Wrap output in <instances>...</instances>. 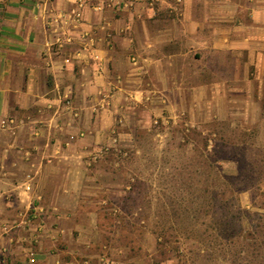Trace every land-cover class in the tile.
Here are the masks:
<instances>
[{"label":"crops","instance_id":"1","mask_svg":"<svg viewBox=\"0 0 264 264\" xmlns=\"http://www.w3.org/2000/svg\"><path fill=\"white\" fill-rule=\"evenodd\" d=\"M78 1L0 0V264H108L83 191L106 148L264 101V0Z\"/></svg>","mask_w":264,"mask_h":264},{"label":"rangeland","instance_id":"2","mask_svg":"<svg viewBox=\"0 0 264 264\" xmlns=\"http://www.w3.org/2000/svg\"><path fill=\"white\" fill-rule=\"evenodd\" d=\"M235 104L206 123L179 109L96 160L83 191L104 201L106 263L264 264V101Z\"/></svg>","mask_w":264,"mask_h":264},{"label":"built area","instance_id":"3","mask_svg":"<svg viewBox=\"0 0 264 264\" xmlns=\"http://www.w3.org/2000/svg\"><path fill=\"white\" fill-rule=\"evenodd\" d=\"M120 1L121 0H79L78 2L80 6H89L96 11H104L108 7L118 9L122 4ZM76 16L80 17L81 14L78 12ZM60 44L61 42H58V45L61 48ZM30 189L31 188L29 187L28 190Z\"/></svg>","mask_w":264,"mask_h":264},{"label":"trees","instance_id":"4","mask_svg":"<svg viewBox=\"0 0 264 264\" xmlns=\"http://www.w3.org/2000/svg\"><path fill=\"white\" fill-rule=\"evenodd\" d=\"M225 191H226V192H225V194H224L223 196L227 197V193L233 191V188L227 186V187L225 188ZM210 198L213 199V196H211ZM225 200H227V199H225ZM211 201H212V200H211ZM211 206H212V205H211ZM261 258H262V260H264V255H263Z\"/></svg>","mask_w":264,"mask_h":264}]
</instances>
